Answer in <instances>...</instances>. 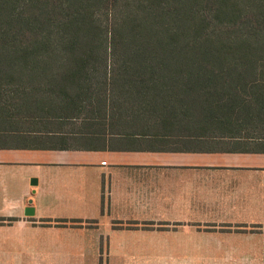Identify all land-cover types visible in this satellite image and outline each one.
Segmentation results:
<instances>
[{"label": "crops", "instance_id": "obj_1", "mask_svg": "<svg viewBox=\"0 0 264 264\" xmlns=\"http://www.w3.org/2000/svg\"><path fill=\"white\" fill-rule=\"evenodd\" d=\"M263 224L257 118L156 135L83 117L0 131V264H264Z\"/></svg>", "mask_w": 264, "mask_h": 264}, {"label": "trees", "instance_id": "obj_2", "mask_svg": "<svg viewBox=\"0 0 264 264\" xmlns=\"http://www.w3.org/2000/svg\"><path fill=\"white\" fill-rule=\"evenodd\" d=\"M264 122V0H0V131Z\"/></svg>", "mask_w": 264, "mask_h": 264}, {"label": "water", "instance_id": "obj_3", "mask_svg": "<svg viewBox=\"0 0 264 264\" xmlns=\"http://www.w3.org/2000/svg\"><path fill=\"white\" fill-rule=\"evenodd\" d=\"M33 181V180H32ZM33 210H32V208L31 207H27L26 209H25V215H32L33 213Z\"/></svg>", "mask_w": 264, "mask_h": 264}, {"label": "rangeland", "instance_id": "obj_4", "mask_svg": "<svg viewBox=\"0 0 264 264\" xmlns=\"http://www.w3.org/2000/svg\"><path fill=\"white\" fill-rule=\"evenodd\" d=\"M262 229H263V231H264V224H263V226H262Z\"/></svg>", "mask_w": 264, "mask_h": 264}]
</instances>
